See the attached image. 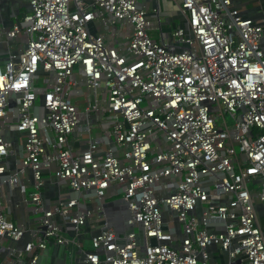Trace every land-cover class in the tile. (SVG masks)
Listing matches in <instances>:
<instances>
[{
  "label": "built area",
  "instance_id": "1",
  "mask_svg": "<svg viewBox=\"0 0 264 264\" xmlns=\"http://www.w3.org/2000/svg\"><path fill=\"white\" fill-rule=\"evenodd\" d=\"M27 2L0 27V264L49 244L69 264H264V17L232 0ZM45 174L69 192L47 202ZM7 190L34 228L11 220ZM109 194L129 211L120 235Z\"/></svg>",
  "mask_w": 264,
  "mask_h": 264
},
{
  "label": "crops",
  "instance_id": "2",
  "mask_svg": "<svg viewBox=\"0 0 264 264\" xmlns=\"http://www.w3.org/2000/svg\"><path fill=\"white\" fill-rule=\"evenodd\" d=\"M165 5L171 9L170 3L166 2ZM232 7L239 10L240 15L243 18L252 19L256 23H261V20L264 17V0H232ZM27 11V0H0V27L10 28L16 24ZM181 17L182 16L178 12H174L166 18H163L164 30L169 31L170 28L177 26ZM177 18L179 19L178 22L177 20L174 21ZM19 137L18 133H7V138L13 142L16 150V157L13 159H19L18 156L22 150L21 145L19 144ZM84 141V138L81 139V144L84 145ZM73 146L78 147V145L75 144H73ZM28 176L30 177V173ZM44 177L45 184L43 188V196L47 202H53L59 194L69 192L66 183L54 181L52 179L50 180L48 174H45ZM88 203V206L91 208L93 202ZM1 204L13 222L23 224L27 228H34L37 225L36 217L32 211V205L30 203H24L21 200L18 190H14V192H11L10 194L7 190L6 197L3 198ZM104 209L109 224L119 235L122 234L126 229L124 221L129 217V211L125 201L118 198V196H112L109 194L104 200ZM97 224L98 221L93 218L88 220V222L81 227L79 238L83 240L85 248L90 246V237L97 233L98 230L95 229ZM69 233L72 235L71 232ZM69 263L70 257L68 247L64 245L49 244L46 250L40 254L37 264ZM73 264L83 263L80 261H74Z\"/></svg>",
  "mask_w": 264,
  "mask_h": 264
},
{
  "label": "rangeland",
  "instance_id": "3",
  "mask_svg": "<svg viewBox=\"0 0 264 264\" xmlns=\"http://www.w3.org/2000/svg\"><path fill=\"white\" fill-rule=\"evenodd\" d=\"M176 20L178 22L179 19L177 18L174 21H176ZM226 120L228 121V123L231 122V119H230V117L228 115H226ZM29 190L30 189H28V191ZM118 198H120V197H118ZM35 217H37V215H35ZM262 224L264 226V219L262 221ZM212 262L213 263L217 262L218 264H226V258H225V256L223 254H219L218 256H216V258H213Z\"/></svg>",
  "mask_w": 264,
  "mask_h": 264
}]
</instances>
